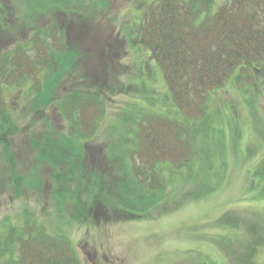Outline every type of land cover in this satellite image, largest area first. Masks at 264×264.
Returning <instances> with one entry per match:
<instances>
[{
  "label": "trees",
  "instance_id": "16d2710c",
  "mask_svg": "<svg viewBox=\"0 0 264 264\" xmlns=\"http://www.w3.org/2000/svg\"><path fill=\"white\" fill-rule=\"evenodd\" d=\"M70 1L64 0V4ZM137 8L141 15L129 26V40L136 50L144 49L149 56L145 61L139 60L140 83L146 86L151 69L155 79H162L163 88L155 93L148 89L150 94H145L142 105L137 108L138 104L129 114L124 112L123 124L111 131L110 153L105 154L109 156L105 159L118 164L122 172L116 184L118 197L112 194L114 185L108 184L106 192L115 201L122 198L124 203L131 202L126 204L129 208L147 202L149 209L161 197L154 190L161 193L168 184L163 170L168 174L182 173L179 176L185 180L194 178L196 170L207 164L198 159L203 141L200 137L224 135L228 123L222 121V116L229 115L236 105L226 110L216 108L212 104L214 94L233 84L250 106L264 95V0H138ZM0 11L3 12L1 8ZM81 18L79 25L86 24L90 17ZM58 27L36 29L26 44H16L0 53V146L9 157L6 135L13 132L14 124L5 97L9 89L28 88L26 94L28 100L32 99L33 112L58 103L69 125V137L65 138L72 143V160L50 144L49 118L42 142L34 141V146L40 148L38 161H46L54 168L57 197L64 201L74 199L76 216L87 219L93 210H100V196L105 200V191L97 170L93 175L83 173L81 147L74 146L73 138L86 141L101 129L107 112V90L95 81L87 87L65 91L59 102L51 103L54 100L48 99L44 88H52L59 75H65V68L80 56L75 44L77 32L69 31L76 26ZM56 41L58 47L53 45ZM119 80V85L131 89ZM119 85L113 90H118ZM158 96L163 101L160 106L154 102ZM42 101L44 106L39 105ZM148 102L159 109L150 108ZM217 123L226 127L219 128ZM137 159L139 164H135ZM211 164L214 166L212 161ZM22 179L15 177L17 188ZM85 187L89 201L80 199ZM251 188L264 200V158L251 172ZM102 208L106 210L104 205ZM221 223L234 233L224 236L221 242L231 264H264L258 258L264 247V211L241 215L230 210L221 217ZM6 228L5 238L0 239V264H81L69 236L49 230L31 211L25 212L19 224ZM220 261L199 259L191 264H225Z\"/></svg>",
  "mask_w": 264,
  "mask_h": 264
},
{
  "label": "rangeland",
  "instance_id": "374dc122",
  "mask_svg": "<svg viewBox=\"0 0 264 264\" xmlns=\"http://www.w3.org/2000/svg\"><path fill=\"white\" fill-rule=\"evenodd\" d=\"M137 1L71 0L64 4V0H0V24L4 25L0 27V53L16 44H26L36 29H58L62 24L76 26L68 30L77 32L75 44L80 56L65 68V75H59L52 88H44L48 99L54 100L51 103L65 91L87 87L95 81L107 90V112L101 129L86 141L73 138L74 146L81 147L83 173L93 175L97 170L105 191V200L100 196V210L90 208L93 214H88L87 219L76 216L74 199L64 201L57 197L54 168L46 161H38L40 148L34 146V141L42 142L49 118L50 144L72 160V143L65 138L69 137V125L58 103L48 105L42 112H33L32 99L28 100L26 94L28 88L5 92L14 124L13 132L6 135L11 155L6 157L0 146V239L5 238L7 225L19 224L25 212L31 211L49 230L69 236L81 264H191L199 259L231 264L221 242L224 236L234 233L221 223V217L230 210L241 215L264 211L263 197L251 188V172L264 158V95L250 106L233 84L214 94L212 104L216 108L226 110L236 105L229 115L222 116V121L228 123L224 135L200 137L203 141L198 159L207 164L203 169L196 168L194 178L185 180L179 176L182 173L168 174L163 170L168 184L161 193L154 190L161 197L149 209L147 202L137 203L131 209L127 206L131 202L124 203L122 198L115 201L106 192L110 184L114 185L113 196L119 194L116 184L122 172L118 164L106 160L111 131L123 124L124 112L129 114L138 104L137 108L142 105L149 90L155 93L163 88L162 79H155L151 69L145 81L149 88L140 83L139 60L145 61L149 56L144 49L136 50L131 45L128 33L129 26L141 15ZM82 15L90 18L79 25ZM53 45L58 47L59 43ZM120 78L130 90L119 85ZM117 84L118 90H113ZM154 102L157 106L163 104L159 96ZM149 104L150 108L159 109ZM217 125L221 128L223 124ZM15 177L23 178L19 188ZM80 199L90 200L86 187ZM92 204L89 202V206ZM126 211L136 213L135 218L126 215ZM258 258L264 263V247Z\"/></svg>",
  "mask_w": 264,
  "mask_h": 264
}]
</instances>
